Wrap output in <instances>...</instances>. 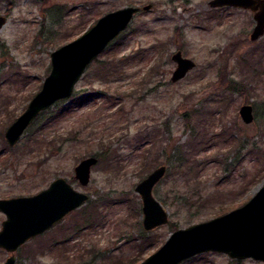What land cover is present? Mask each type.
<instances>
[{"label":"rangeland","instance_id":"374dc122","mask_svg":"<svg viewBox=\"0 0 264 264\" xmlns=\"http://www.w3.org/2000/svg\"><path fill=\"white\" fill-rule=\"evenodd\" d=\"M14 2L7 11L9 2L0 0V14L7 15L0 31V198L36 194L58 177L89 195L22 245L16 264H139L173 231L232 210L228 206L238 208L264 185V35L250 38L251 10L214 8L210 0ZM147 4L151 9L137 13L88 65L73 95L43 111L19 142L9 145L5 132L41 90L51 53L107 12ZM178 50L196 67L173 82L172 55ZM106 69L120 72L106 78L100 75ZM84 93L81 102L72 100ZM246 104L254 108L251 123L239 113ZM198 118H204L200 125ZM205 132L214 138L202 146ZM187 152L192 157L177 172L174 159ZM93 155L98 162L82 185L75 168ZM162 164L167 172L153 193L169 222L147 231L136 186ZM181 194L204 203L186 205ZM91 213L100 218L88 226L83 222ZM5 218L0 211V229ZM10 255L0 248V264ZM182 264L264 262L206 252Z\"/></svg>","mask_w":264,"mask_h":264},{"label":"water","instance_id":"95a60500","mask_svg":"<svg viewBox=\"0 0 264 264\" xmlns=\"http://www.w3.org/2000/svg\"><path fill=\"white\" fill-rule=\"evenodd\" d=\"M209 5L251 10L255 26L250 38L257 40L264 35V0H210ZM151 7V4L143 8L130 5L107 12L82 35L53 51L50 73L27 108L7 128V143L16 145L42 111L70 98L88 65L123 34L137 13ZM6 22L7 15L0 14V31ZM172 60L176 63L171 77L173 82L182 80L196 67V62L184 56L181 50L173 53ZM239 113L244 123H251L255 118L251 104L243 105ZM97 162L98 157L93 155L76 166V178L82 185L89 183L91 169ZM166 172L167 165L162 164L136 186L143 203V227L147 231L169 222L167 210L153 193ZM70 184L67 179L58 177L36 194L0 198V211L6 215L0 229V248L11 254L2 264H16L15 252L23 244L49 230L87 202L89 195ZM206 252L225 253L232 259L252 258L264 262V185L238 208L186 229L173 231L160 248L139 264H182Z\"/></svg>","mask_w":264,"mask_h":264},{"label":"trees","instance_id":"16d2710c","mask_svg":"<svg viewBox=\"0 0 264 264\" xmlns=\"http://www.w3.org/2000/svg\"><path fill=\"white\" fill-rule=\"evenodd\" d=\"M8 2H9V4H8V10L7 11H9L10 9H12V8H14L13 6L15 5V2H14V0H7ZM42 1H45V0H42ZM110 68V67H109ZM109 72V73H108ZM118 72H120L119 70H116V71H108V69H106V70H104V71H102V73H100V75L101 76H103L104 77V75H105V77L106 78H108L109 76H111L113 73H118ZM103 79V78H102ZM230 83H231V87H232V89H237V87L236 86H238V83L237 82H235L234 80H230ZM86 95H88V93L86 94V93H84V94H81V95H78V96H74L73 98H72V100L74 101V100H76V101H79V102H81L80 100H83L84 99V97L86 96ZM83 98V99H82ZM83 102V101H82ZM63 109H66L65 107L63 108ZM63 109L62 110H60V111H58L56 114H54L50 119L51 120H53V119H55L60 113H61V111L62 112H64L63 111ZM196 113H198V111H196ZM204 119V118H203ZM203 119H201V118H198V122L197 123H199V125L204 121ZM190 123V119H187V125ZM205 123V122H204ZM195 130H196V128H195ZM225 129L220 133V134H225ZM206 133V132H205ZM207 135V133L206 134H204V135H202V139L198 142V144L199 145H206V144H208L209 145V143L213 140V136L211 137V138H209L208 136H206ZM2 137H4L3 135H2ZM191 157H192V153H182L181 155H178V156H176V158L174 159V163H173V168L177 171V172H179L180 171V169L183 167V165L184 164H186L187 162H189L190 161V159H191ZM171 165H172V162H171ZM201 192V191H200ZM200 192H198V193H200ZM197 192L195 193V196L196 195H201V193L200 194H198ZM187 194V193H186ZM181 196H182V199H181V202L182 201H184V203L186 204V205H188V204H190V205H194V204H196V203H198V204H203L204 203V201H199V202H196L195 200H193V198H194V196L192 195V196H185L184 194L182 195L181 194ZM209 197V196H208ZM89 205H93V204H89ZM234 206L235 205H231V206H228L230 209H233L234 208ZM92 207V206H91ZM93 208H95L92 212H94V213H96V208H97V206L94 204V207ZM84 211V210H83ZM140 211V210H139ZM199 211V210H198ZM141 212V211H140ZM223 211H221V212H219V213H222ZM94 213H91L92 215V217L88 220V221H85V222H83L84 224L86 223V222H88L87 224H88V226H93V224H94V222L97 220V219H99L100 217L98 216V215H96V214H94ZM79 217H84V215H79ZM98 221V220H97ZM99 222V221H98ZM139 222V221H138ZM172 226H174V224H172ZM141 236L143 237V239L145 240V235L143 236V234H141Z\"/></svg>","mask_w":264,"mask_h":264}]
</instances>
